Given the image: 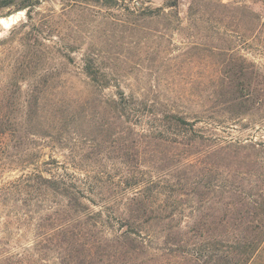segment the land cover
<instances>
[{
  "label": "trees",
  "instance_id": "trees-1",
  "mask_svg": "<svg viewBox=\"0 0 264 264\" xmlns=\"http://www.w3.org/2000/svg\"><path fill=\"white\" fill-rule=\"evenodd\" d=\"M162 1L150 9V16L175 19L177 28L178 0ZM71 10L69 3L61 8L63 13ZM188 11L200 28L224 30L214 20L226 26L264 25L240 0H192ZM220 64L209 82H199L193 101L151 100L125 94L120 87L111 96L102 95L109 77L91 60L82 66L83 92L72 91L58 73L47 75L30 65L0 67V181L5 171L20 173L0 184V201L14 206L13 219L0 228L5 234L0 236V264H38L39 254L51 250L58 252L56 264H109L102 256L116 254L129 260L142 251L152 223L171 229L184 217L192 220L189 228L200 264H214L215 246L221 260L229 252L234 264H245L264 240V194L262 189L241 191L238 185L234 205L229 200V166L235 161L236 175H255L251 166L262 159L242 150L259 143L219 130L222 123L248 119L242 125L248 126L253 117L264 116V80L258 67L243 57ZM187 103L194 105L191 111ZM81 126L88 133L79 134ZM73 131L77 137L68 140ZM90 133H104L101 140L113 142V147L100 145L97 136L88 138ZM86 139L93 145L85 155ZM67 140L70 153L79 154L78 163L75 155L70 162L53 155L43 159V148ZM105 150L117 151V172L125 175L111 183L115 190L107 195L93 189L98 179L93 184L88 179L96 171L79 173L77 167ZM13 227L33 233L30 245L10 249ZM177 236L169 230L164 241L173 243ZM219 243L225 245L219 248Z\"/></svg>",
  "mask_w": 264,
  "mask_h": 264
},
{
  "label": "rangeland",
  "instance_id": "rangeland-1",
  "mask_svg": "<svg viewBox=\"0 0 264 264\" xmlns=\"http://www.w3.org/2000/svg\"><path fill=\"white\" fill-rule=\"evenodd\" d=\"M191 1L178 0L176 9L180 24L174 28L177 24L175 19L150 16V9L161 5L162 0H108L107 3L105 0H0V67L30 65L42 69L47 75L58 73L61 81L73 86L72 91L83 92V80L86 77L82 66L84 62L91 60L104 69L109 77V86L100 92L102 95L111 96L120 87L125 94L132 93L151 100L179 98L193 101L199 94V82H209L214 67L222 65L221 62H237L241 57L244 62L258 67L259 79L264 80V25L255 26L245 22L243 27H236L229 21L226 26L225 22L214 20L216 25H225L224 30L200 28L199 25L196 26L199 22L194 21V15L189 14ZM240 1L247 2L264 22L262 0ZM67 3L72 10L63 13L61 8ZM22 85L24 88L25 84ZM186 105L187 111H191L194 106L192 103ZM248 121H231L232 125L222 123L219 130L224 135L231 134L230 136L252 139L259 143V146L242 150L258 153V157L262 159L251 166L255 175H236L237 164L235 161L230 162L229 200L234 205L240 191L238 185L241 191L262 189L264 194V116L253 117L250 125L242 126ZM77 131L79 134L86 131L88 133L83 126ZM71 136L77 137L76 132L73 131L67 139ZM94 136L102 141L104 133H90L88 138ZM68 140L63 145L57 144L53 149L43 148V159L53 155L60 161L70 162L73 158L71 156L76 152L70 153L71 144ZM92 145L86 139L82 153H89ZM100 145L113 147L114 143L102 141ZM73 149L76 151V148ZM110 150H105L98 156L93 154L92 159L79 161L81 166H77L79 173L85 169L89 173L97 172L89 175L88 179L92 184L99 180L98 186L93 189L105 195L115 190L111 183L125 176L117 172L121 165L120 158L116 156L117 151ZM78 158L79 154H76L73 160L78 163ZM19 174L17 169L5 171L1 175V181ZM13 212L11 202L0 201V228L9 219H13ZM234 217L229 222H233ZM191 221L184 217L171 229L163 222L158 225L152 223L149 229L151 236L143 240L142 251L133 253L129 260L117 254L108 259L102 257L109 264H200L194 253L195 239L189 228ZM229 222L227 224L232 225ZM12 229L14 233L9 237L11 250L19 245H30L33 233H25L24 229L17 230L14 227ZM169 230L178 235L173 243L164 241ZM0 236L5 237V234L1 231ZM221 244L225 245L219 243V248H222ZM214 249V264H234L231 253L227 252L221 260L216 246ZM41 253L38 264L58 262L56 250L48 251L46 256ZM245 264H264V240Z\"/></svg>",
  "mask_w": 264,
  "mask_h": 264
}]
</instances>
